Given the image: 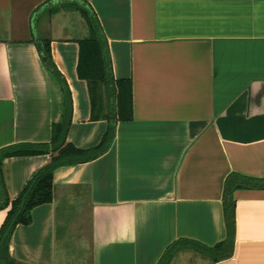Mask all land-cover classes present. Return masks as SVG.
<instances>
[{
  "label": "crops",
  "instance_id": "0c3cea01",
  "mask_svg": "<svg viewBox=\"0 0 264 264\" xmlns=\"http://www.w3.org/2000/svg\"><path fill=\"white\" fill-rule=\"evenodd\" d=\"M47 1L0 0V149L48 142L63 118L64 93L36 32L50 40L72 91L68 140L94 147L109 125L92 120L88 84L77 72L84 18L70 2L42 10ZM78 1L98 15L115 79L132 81L133 117L117 122L107 152L55 171L54 200L17 226L12 259L158 264L179 238L224 240L228 175L264 178V0ZM50 158L5 160L12 199ZM234 199L233 256L214 262L194 250L179 254H199L196 264H264V188L236 189ZM7 210H0V231Z\"/></svg>",
  "mask_w": 264,
  "mask_h": 264
},
{
  "label": "trees",
  "instance_id": "16d2710c",
  "mask_svg": "<svg viewBox=\"0 0 264 264\" xmlns=\"http://www.w3.org/2000/svg\"><path fill=\"white\" fill-rule=\"evenodd\" d=\"M64 2L78 10L84 18L88 35L77 39L79 78L88 84L92 106V120L107 119L109 125L100 143L91 148H80L68 140L73 121V96L67 78L54 61L50 40L38 36L45 65L60 83L64 93V111L60 122L52 125V138L48 142H20L0 149V210L8 209L0 231V264H18L9 251L10 241L18 225L32 223V211L39 205L51 203L55 196V171L64 165H72L96 159L108 151L116 136L119 120L133 117V94L131 79H115L109 53V44L96 12L86 3L78 0H49L45 10L52 11ZM40 7V8H41ZM39 8V9H40ZM49 154V163L41 168L25 185L19 195L12 199L9 193L5 160L14 156ZM239 188H264V178L248 177L233 172L228 175L224 191V215L227 236L215 245L182 237L171 243L158 264H171L182 251L194 250L214 262L231 258L236 239V200L234 191Z\"/></svg>",
  "mask_w": 264,
  "mask_h": 264
},
{
  "label": "rangeland",
  "instance_id": "374dc122",
  "mask_svg": "<svg viewBox=\"0 0 264 264\" xmlns=\"http://www.w3.org/2000/svg\"><path fill=\"white\" fill-rule=\"evenodd\" d=\"M71 9L73 10V8H71ZM72 10H70L71 12H68V13L71 15L72 14L77 15L76 12L72 11ZM72 20H73V18H72ZM75 21L72 22V25H74L73 27H74L76 33L78 34L80 32V29H79L80 26L77 22L78 20L76 17H75ZM199 254L196 253L195 256H192L191 254H186V253L178 254L176 256V258L174 259L173 264H196V259L198 257H200ZM202 257H203V255H202Z\"/></svg>",
  "mask_w": 264,
  "mask_h": 264
},
{
  "label": "water",
  "instance_id": "95a60500",
  "mask_svg": "<svg viewBox=\"0 0 264 264\" xmlns=\"http://www.w3.org/2000/svg\"><path fill=\"white\" fill-rule=\"evenodd\" d=\"M47 7V5H44L43 7H41L42 10H44L45 8ZM37 12L34 14L33 16V26H34V29L36 30V18H37Z\"/></svg>",
  "mask_w": 264,
  "mask_h": 264
}]
</instances>
